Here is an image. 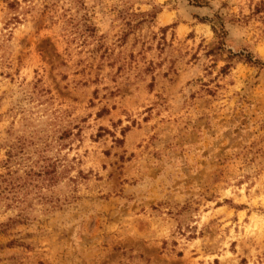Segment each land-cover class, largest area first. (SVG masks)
Instances as JSON below:
<instances>
[{
	"label": "rangeland",
	"instance_id": "1",
	"mask_svg": "<svg viewBox=\"0 0 264 264\" xmlns=\"http://www.w3.org/2000/svg\"><path fill=\"white\" fill-rule=\"evenodd\" d=\"M0 264H264V0H0Z\"/></svg>",
	"mask_w": 264,
	"mask_h": 264
}]
</instances>
